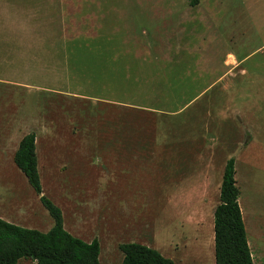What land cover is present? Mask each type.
Returning a JSON list of instances; mask_svg holds the SVG:
<instances>
[{
	"label": "rangeland",
	"instance_id": "obj_1",
	"mask_svg": "<svg viewBox=\"0 0 264 264\" xmlns=\"http://www.w3.org/2000/svg\"><path fill=\"white\" fill-rule=\"evenodd\" d=\"M0 5V41L16 40L0 53V210L15 202L28 221L11 224H53L13 163L32 131L43 195L68 233L98 240L100 264H121L124 243L213 264V211L234 158L252 260L264 264V0H61L60 22L45 0ZM100 45L107 68L125 62L156 87L100 85ZM143 146L165 153L126 170L155 180L125 186L114 162L130 155L114 150Z\"/></svg>",
	"mask_w": 264,
	"mask_h": 264
},
{
	"label": "trees",
	"instance_id": "obj_2",
	"mask_svg": "<svg viewBox=\"0 0 264 264\" xmlns=\"http://www.w3.org/2000/svg\"><path fill=\"white\" fill-rule=\"evenodd\" d=\"M198 3L199 0H188L191 7ZM35 143L34 132L25 135L18 144L13 162L48 212L53 226L41 232L0 218V264H18L21 260L36 264H100L98 240L87 243L68 233L60 208L43 195ZM235 174V160L229 158L222 174L219 204L213 211L215 264H254L238 202L240 191ZM119 250L123 254L121 264H174L157 250L137 243L121 244Z\"/></svg>",
	"mask_w": 264,
	"mask_h": 264
},
{
	"label": "crops",
	"instance_id": "obj_3",
	"mask_svg": "<svg viewBox=\"0 0 264 264\" xmlns=\"http://www.w3.org/2000/svg\"><path fill=\"white\" fill-rule=\"evenodd\" d=\"M1 4L4 3V0H3V3L2 1H0ZM45 5H46V11L48 12L49 15H47L50 20H52L53 18H56V20H58L60 22V13L63 11V7L61 5V0H59V4H58V8L55 12H53V7H54V0H45ZM1 5H0V10H1ZM41 23L43 22L42 20H40ZM39 21V22H40ZM4 38V37H3ZM5 39V38H4ZM16 40H10V41H7L5 39V41H0V43H2V45L0 44V53L3 52V53H6L5 50H3L4 48V45H8L12 42H15ZM19 41V40H18ZM99 51H100V58L99 56L97 55L98 57V68H99V72H98V78H99V83L100 85H103L105 86V88L108 86L110 90H114V91H120L123 86L126 87L128 86L129 88H132V89H140V90H144V89H151L156 86H153V84L151 83L152 80H153V74L149 75V72H146L148 71L145 70V75L143 76L142 75V71H138L137 68L132 71L131 69H127L126 68V65H124L125 62H123V67L125 70V72H121V66L118 67V70H114L112 67L110 68H107L105 65L106 62L104 61V59L106 60V57H103V53H102V47L100 45L99 47ZM147 60H148V55H147ZM147 60L143 61L144 64L143 65H147ZM119 63V62H117ZM108 66V65H107ZM109 67V66H108ZM176 80V79H175ZM125 82V83H123ZM160 85V84H159ZM153 86V87H152ZM120 106H124L123 103H116ZM125 106H130V105H125ZM132 106V105H131ZM134 107V106H132ZM32 132V131H31ZM30 133V132H29ZM28 134V133H27ZM26 134V135H27ZM25 136V135H24ZM23 136V137H24ZM22 137V138H23ZM36 137V136H35ZM21 138V139H22ZM20 142V141H19ZM19 144V143H18ZM36 144V143H35ZM18 148V147H17ZM158 147H139V148H116L114 151V154L115 155H130V157H120V158H115V165L117 166L116 169H115V174L119 177V178H128L126 180H124V185L125 186H128L131 181L133 182H136V181H139V179H143V180H147V181H154L155 180V176L153 174L154 170L151 171V172H148L147 170L152 167L154 168V164H155V154H163L165 153V149L162 148L161 150L157 149ZM17 150V149H16ZM104 150H98L97 152H101L102 155H107L109 154L107 151L106 152H103ZM95 154V153H94ZM133 155H146V156H150V157H144V158H135V157H131ZM99 162H101V160L99 159L98 160ZM14 163V162H13ZM130 163L134 164L135 168H148L144 174H138L140 173L141 171H135L133 172L131 169V171H127L126 170V166L127 167H130ZM15 165V164H14ZM37 165H38V159H37ZM96 165V164H94ZM97 166V165H96ZM99 166V165H98ZM122 166L123 169H119V167ZM17 168V167H16ZM18 169V168H17ZM19 170V169H18ZM20 171V170H19ZM21 172V171H20ZM138 177H137V176ZM130 181V183H129ZM152 184H154V182H152ZM31 188V187H30ZM32 189V188H31ZM33 191V190H32ZM34 192V191H33ZM35 194V193H34ZM36 195V194H35ZM6 197H10V193L7 191L6 193ZM13 204V208L11 206V204L8 206H6V208H3V212L0 210V218L5 220L6 222H9V223H12L14 222L13 220L15 219V221L20 225V224H25L27 223L28 221H24L22 218H23V215L22 214H19V215H13L12 213L15 212V208L16 207V203L15 202H12ZM14 209V210H13ZM4 210H7V211H4ZM13 210V211H12ZM242 213V212H241ZM243 219V218H242ZM31 221V220H29ZM53 223V221H52ZM244 223V222H243ZM15 225V224H14ZM17 225V226H19ZM46 226V225H45ZM53 226V224H52ZM245 228V227H244ZM51 229V228H50ZM47 232V231H46ZM246 232V231H245ZM75 237V236H74ZM78 238V237H77ZM80 239V238H79ZM87 243L91 242V240L87 241L85 240ZM84 241V242H85ZM249 246V245H248ZM211 248L214 252V242H213V234L211 236ZM250 248V247H249ZM122 253V252H121ZM123 255V254H122ZM252 256V255H251ZM123 260V259H122ZM213 264H215V262H213Z\"/></svg>",
	"mask_w": 264,
	"mask_h": 264
}]
</instances>
